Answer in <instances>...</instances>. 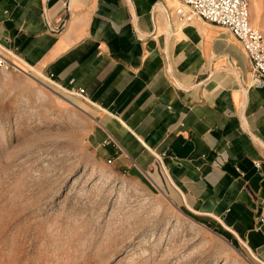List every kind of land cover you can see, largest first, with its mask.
I'll return each mask as SVG.
<instances>
[{"label": "crops", "instance_id": "obj_1", "mask_svg": "<svg viewBox=\"0 0 264 264\" xmlns=\"http://www.w3.org/2000/svg\"><path fill=\"white\" fill-rule=\"evenodd\" d=\"M177 7L0 0V45L24 72L82 101L116 170L141 173L264 264V85H250L233 35L180 24Z\"/></svg>", "mask_w": 264, "mask_h": 264}, {"label": "rangeland", "instance_id": "obj_2", "mask_svg": "<svg viewBox=\"0 0 264 264\" xmlns=\"http://www.w3.org/2000/svg\"><path fill=\"white\" fill-rule=\"evenodd\" d=\"M248 3L264 36V0ZM93 132L77 96L0 71V264H261L141 173L116 170Z\"/></svg>", "mask_w": 264, "mask_h": 264}, {"label": "built area", "instance_id": "obj_3", "mask_svg": "<svg viewBox=\"0 0 264 264\" xmlns=\"http://www.w3.org/2000/svg\"><path fill=\"white\" fill-rule=\"evenodd\" d=\"M175 15L180 24L189 25L203 21L228 31L242 45L251 63L250 85H264V36L250 23L248 0H176ZM10 54L0 45V71L19 69L8 57ZM83 91H79L82 94ZM110 138L103 141L109 144ZM255 163L254 167L259 168Z\"/></svg>", "mask_w": 264, "mask_h": 264}, {"label": "bare ground", "instance_id": "obj_4", "mask_svg": "<svg viewBox=\"0 0 264 264\" xmlns=\"http://www.w3.org/2000/svg\"><path fill=\"white\" fill-rule=\"evenodd\" d=\"M250 23H251V20H250ZM251 25H252V23H251Z\"/></svg>", "mask_w": 264, "mask_h": 264}, {"label": "water", "instance_id": "obj_5", "mask_svg": "<svg viewBox=\"0 0 264 264\" xmlns=\"http://www.w3.org/2000/svg\"><path fill=\"white\" fill-rule=\"evenodd\" d=\"M168 17V16H167Z\"/></svg>", "mask_w": 264, "mask_h": 264}]
</instances>
